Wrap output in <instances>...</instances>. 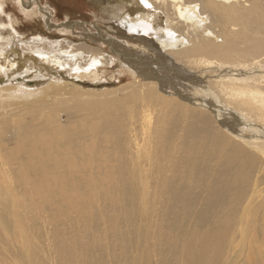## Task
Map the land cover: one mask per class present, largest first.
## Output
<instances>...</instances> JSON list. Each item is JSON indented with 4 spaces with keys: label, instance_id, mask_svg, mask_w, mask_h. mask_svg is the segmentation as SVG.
<instances>
[{
    "label": "rangeland",
    "instance_id": "1",
    "mask_svg": "<svg viewBox=\"0 0 264 264\" xmlns=\"http://www.w3.org/2000/svg\"><path fill=\"white\" fill-rule=\"evenodd\" d=\"M5 1L4 13H0V30L2 24H10L12 28L6 34H17L22 41H35L40 36L57 50V44L68 43L103 49L113 58L108 46L102 43L94 45L80 35L95 36L99 28L112 39L122 40L124 37V33L123 37L120 36L119 24L107 20L105 13L101 12L103 8L116 4L125 8L126 4L118 0H24L25 6L30 4L32 9H27L23 0ZM234 6L242 14L241 20H233L232 13L225 19L216 13L215 8L212 9L215 16L201 22L202 27L192 35L193 42L189 41V47L182 54H169V60L180 65L182 70L193 69L196 72L202 67H205L201 70L204 71L212 68L211 64L229 61L250 67L258 60L264 61V0H242L240 5ZM173 11L170 8L167 17L175 18ZM48 20L55 28L48 29ZM69 23L80 25L75 29L63 27ZM175 23L183 32L187 31L185 25ZM213 45H219L220 49L213 51V59L206 60V51L217 48L210 49ZM24 48L17 51L27 58L29 53ZM194 48L203 53L191 59ZM230 55H236L238 60H230ZM6 66L7 60L0 56V89L5 85L16 86L29 95L13 100L9 109L21 108L22 113H26L30 111L27 107L30 104L41 106L42 103L47 107H43L40 117L33 113L14 125L12 117L6 116L8 124H11L6 134L0 135V142L8 149L0 151V156L14 155L17 150L19 156L34 158L32 174L44 181L43 197H46L38 206L37 213L33 212L37 218L26 210L30 204L19 197L17 210L23 220L24 226H21L25 228H14L13 232L17 233L6 230L0 217V264H197L188 256L191 247H201L196 236L210 235L220 223L226 224L230 214L227 211H231V206H228L224 213L215 211L214 215H208L211 211L201 208L203 201L215 194L222 197L226 194L229 199L226 204L231 205L243 188L234 163L230 171H222L226 152L209 151L210 138L200 134L195 140L188 134L192 128L199 130L202 127L194 122L193 117L208 112L181 103L171 89L160 90L154 99H148L140 86L141 80H150L132 76L118 64L103 63L92 70L79 74L74 72L69 78L57 80L60 83L47 76L45 71L41 76L34 74L33 67L28 65V74L14 84L9 82L4 69ZM174 78L180 83L175 75ZM211 85L215 87V83ZM144 88L147 93V88ZM32 92L36 93L33 95ZM38 95L40 100H36ZM78 98L82 103L80 109L75 100ZM246 107L253 109L249 104ZM0 110L4 119L3 114L6 115L8 109ZM49 110L57 116L58 123L55 122L54 126L49 120L52 118ZM246 112L252 113L255 121L264 125L263 115ZM111 128L120 130L115 134L117 137L111 133ZM68 129L71 133L82 132L83 155L76 159V166L68 160L64 162L67 166L64 168L50 157L57 159L61 154L54 141L61 130ZM240 143L242 141L234 144ZM246 149L250 157L242 156V161L235 155L239 160L237 165L244 164L249 169L255 166L256 169L252 175H247L246 203L235 213L237 224L231 227L233 244L230 245L227 239L222 264H264V157L247 146ZM151 156L153 167L147 165ZM93 159L94 166L83 165V160ZM209 167L208 180L219 177L229 181L227 189L203 187L204 183L192 180H197L196 174ZM15 168L18 167L14 166L13 170ZM66 176H69L66 186L77 182L82 190H78L77 185L67 188L61 184L48 188L58 178ZM167 184H172V188ZM10 186L15 185L12 183ZM127 189L132 194L137 191L140 194L138 199L146 196V201L140 199L134 204L136 207L130 209L124 202L128 196ZM171 193L196 200L190 208L191 216L184 214V203L171 201ZM86 197L89 198L87 202ZM128 208L136 217L134 222L128 218ZM259 246L261 253L256 251ZM255 253L257 260L253 257Z\"/></svg>",
    "mask_w": 264,
    "mask_h": 264
},
{
    "label": "bare ground",
    "instance_id": "2",
    "mask_svg": "<svg viewBox=\"0 0 264 264\" xmlns=\"http://www.w3.org/2000/svg\"><path fill=\"white\" fill-rule=\"evenodd\" d=\"M119 1L120 3H125L126 7L122 8L119 4H116V6L103 8L101 12L105 13L104 15L107 20L119 24L121 28L119 27L118 30L122 32L120 36L123 37L124 33L122 40L112 39V37H109L106 33L101 32L99 28H97L98 32L95 36H89L88 34L80 35L82 39L89 42L91 41L94 45L96 43H102V45L108 46L111 53L114 54L112 56L113 58L105 53L103 49H89L86 46L80 47L68 43L57 44V50L49 44H46L40 36H38L35 41H22L20 39L21 36L17 34H6V31L12 28L10 24H2V30H0V56L1 59L7 60V66L4 69L8 73L9 82L10 84H14L17 79L28 74V65L33 67L34 74L41 76L43 71H45L47 76H51L56 83H60V81L57 80H61L62 77L63 79L69 78L74 72H78L79 74L82 71L92 70L102 66L103 63H105V65L109 63L118 64L121 68L128 71V73L131 72L132 76L150 80V82H143V80H141L140 86L141 92L145 93L148 99H154L160 90L165 91L171 89L181 100V103L189 107L191 106L190 108L194 107L193 109L199 108L203 111H207L208 114H202V116L195 118L193 117L194 122L200 123L202 127L199 130L192 128L190 132H187L189 136L195 140L199 138L200 134L210 138L208 141L209 151L226 152L222 171H230L234 163L236 165L235 173H238L241 177L243 188L235 195H238V199L231 205L226 204V202L229 201L226 194L223 196L224 199L222 196L215 194L203 201L201 208L204 211H211L208 215H214L215 211L224 213L227 208L229 209L228 206H231V211H227L230 214L227 215L226 224L223 222L220 223L210 235L200 234L196 236L201 247L198 249L191 247L188 250V256L192 261H196L197 264H222L224 262L223 255L226 251L227 239H229L230 245L233 244L231 240L233 235L231 227L237 224L235 213L237 209L242 208L246 203L249 187L247 175L249 173L252 175L253 171L256 169L255 166L249 169L244 166V164L238 166L239 160L236 156L242 161V156H249V152L246 149L247 146L249 149H252L255 154L260 153L264 157V125L257 123L252 113L246 112L251 111L257 115L260 114L264 116V66H262L264 61L258 60L256 63L251 64V67L250 65L240 66L229 61L211 64L212 68H206V70L201 71L205 69V67H202L200 71L198 70L199 72H196L192 71L193 69L187 70L184 68V70H182L180 65L169 60V54H182V52L189 47L188 43L192 41V35H195V31L202 27L201 22L207 21L210 16H215L212 11L214 8L216 13L225 19L228 18L229 13H232L231 17L233 20H241L242 14L236 10V6L234 5H240L242 0H118V2ZM5 5L6 1L0 0L1 14L4 13L3 8ZM23 5L25 6L24 0ZM25 7L27 9H32V5L30 4ZM170 8H173V15L175 18L171 16L167 17ZM121 11H123L122 14ZM176 21L185 25L187 31L183 32V30L177 26L178 24L175 23ZM15 24H17V22H15ZM47 25L50 30L55 28L51 26L49 20L47 21ZM79 25L78 23H69L63 25V27L75 29V27ZM207 36H210V33ZM21 43H23V45ZM50 44L55 45L52 43ZM22 46L25 47L24 49L29 53V57L23 58L17 51L19 50L18 48H23ZM213 47L217 48L206 51V60L213 59V51L220 49L219 45H213L210 49ZM202 53V50L194 48L190 58L194 59ZM229 59L238 60V57L236 55H230ZM214 70H216V72H214ZM209 73H213L212 76H208ZM204 74H207V76H204ZM174 75L181 80L180 83L175 81ZM5 80L1 81V83L3 84ZM48 81L49 80H47V82ZM212 82L215 83V87L211 85ZM62 84L59 85V88ZM144 87L147 88V93ZM58 92L59 90L57 93ZM35 93L36 92H32L33 95ZM27 96H29L27 92L16 86L10 87L5 85L4 88L0 89V109H8L6 115L3 114L5 116L4 119L2 118V114H0L2 118H0L2 120L0 124V126H2V128H0V135L6 134L11 124H8L9 119L7 120L6 116H9V118L12 117L11 120L13 121V125L15 122L18 123L28 118L33 113H36L39 117L41 116L43 107H47L46 104H42L41 102V106L36 104L27 105L30 111H27L29 110L27 109L26 113H22L21 108L15 110L9 109L13 104V100L24 99ZM36 100H40L39 95ZM75 100L76 103H78V109H80L82 105L80 98ZM247 104L252 106L253 109L246 107ZM51 105L53 106L55 104ZM92 109L93 108L90 110ZM95 109L94 107V110ZM87 111H89V109ZM9 112L12 113L9 114ZM94 113L95 111L92 115H94ZM49 115L52 117L49 120L54 126L55 122L58 123L56 119L57 116L50 112V110ZM21 129L24 128L21 126ZM34 132L36 133V131ZM111 133L115 136V134L120 133V130L111 128ZM58 136L59 137L54 141V146L61 150V154L57 155L59 156L57 159L55 157H50V159L57 164H61L64 168H67L64 162L68 160L71 161L72 166H76V159L79 158L78 156L80 154L83 155V147H81L82 132L71 133L69 129L66 131L61 130ZM117 136L118 135L115 137ZM238 141H242V143L234 144ZM16 146L19 147L17 144ZM7 149L8 146H3L2 142H0V151H6ZM16 152L17 150L13 152L14 155H8L6 157L0 156V217L2 218L3 227L11 231V233L14 231V228H19L21 230V227L23 228L24 226L22 224L23 220L21 221L17 210L19 197H22L25 203L30 204L29 207L26 206V210L36 218L38 215H34L33 212L37 213V210H39L38 206L44 203V197H46H43V188L46 187L44 181L40 178H36L35 175L32 174V167L35 163L33 161L35 159L32 157L27 158L19 156L20 151H18L19 154ZM39 152L41 151H37V153ZM152 160V156L148 157L147 165L153 167ZM252 162H254V159ZM83 165L87 167L94 166V159L83 160ZM14 166L18 168L13 170ZM209 170H211L210 167L202 170L199 174H196L197 180L195 178L192 180L194 182L204 183L203 187L206 186L214 189L217 187H226L224 189H227V187H229V181L222 180L219 177L209 181ZM7 173L9 174L8 176ZM137 176H139V174ZM190 176L193 178V175ZM46 178H49V175H47ZM68 180L69 176L63 179L58 178L54 183H51L52 188H48L53 189V187L55 188L58 184L67 188L69 186L73 188L78 184L76 182L75 184L66 186ZM12 183L15 185L14 187L10 186ZM167 187L172 188V184H167ZM76 188L82 190L80 185H77ZM173 189L176 190L175 187H173ZM242 191L243 193H241ZM127 195L126 198L124 196V202L126 205L130 206V209L135 206L134 204L138 200L143 199L145 202L147 199L146 196H142L138 199V195L140 194L137 193V191L135 194H132L129 189H127ZM83 196L86 195L83 194ZM170 197L172 202L179 201L184 203V214L186 216H191L190 208L196 204L194 198L174 193H171ZM85 201H89V198L86 197ZM126 208L127 207H125V210ZM127 214L130 222L136 220L134 213L131 212V210L129 211V208L127 209ZM141 215L142 214H140V216ZM17 231L19 230L17 229ZM250 249L251 251L255 250L254 248ZM256 251L261 253V247H256ZM253 257L256 259V253ZM254 259H252V262ZM184 264H187V262Z\"/></svg>",
    "mask_w": 264,
    "mask_h": 264
}]
</instances>
